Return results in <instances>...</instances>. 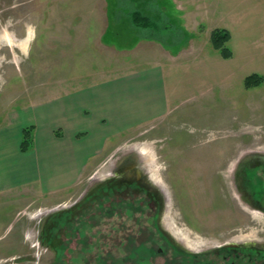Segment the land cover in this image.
Returning a JSON list of instances; mask_svg holds the SVG:
<instances>
[{"label":"rangeland","instance_id":"374dc122","mask_svg":"<svg viewBox=\"0 0 264 264\" xmlns=\"http://www.w3.org/2000/svg\"><path fill=\"white\" fill-rule=\"evenodd\" d=\"M230 1L205 30L227 24ZM134 6L165 19L169 48L185 43L175 0H0V128L125 71L123 47L141 36ZM241 14L228 28L235 60L218 61L213 43L189 48L166 78L175 108L109 143L71 191L47 194L34 180L0 195V264H228L216 246L264 237V210L249 208L232 175L240 156L264 155V0H241ZM255 172L242 189L264 198V166Z\"/></svg>","mask_w":264,"mask_h":264},{"label":"crops","instance_id":"0c3cea01","mask_svg":"<svg viewBox=\"0 0 264 264\" xmlns=\"http://www.w3.org/2000/svg\"><path fill=\"white\" fill-rule=\"evenodd\" d=\"M175 1L184 20L185 45L172 50L160 40L140 37L130 48L123 47L129 52V66L122 73L32 103L12 116L25 118L24 123L0 128V195L34 180L47 194L71 191L109 143L167 117L175 108L166 80L171 68L196 43H212L203 23L212 14H226L221 6L225 0ZM229 5L228 22L221 28L240 25L246 19L241 14V0ZM222 16L224 22L226 15ZM198 31L201 33L196 34ZM256 32L264 36V30ZM232 51L230 58L215 56L220 62L235 60L236 51ZM29 126H33V146L22 152L23 130Z\"/></svg>","mask_w":264,"mask_h":264},{"label":"flooded vegetation","instance_id":"af4514ba","mask_svg":"<svg viewBox=\"0 0 264 264\" xmlns=\"http://www.w3.org/2000/svg\"><path fill=\"white\" fill-rule=\"evenodd\" d=\"M251 158H259V161H248ZM240 164H242L241 170L243 168L244 171L239 170ZM259 166H264V155H258L255 152L248 153L240 156L234 166L232 175L236 179V189L244 195H247L246 198H248V201L246 202L250 205L249 208L254 207L264 210V198H258V190L254 191L251 189L256 182H251V184L248 182L249 180L253 181V178L259 179L255 172V169ZM243 182L250 184L251 188H249V191L246 188L242 189ZM236 237L237 235L215 247L219 252L223 253L224 258L231 260L228 264H264V237L256 239H236ZM167 238L169 237L167 236Z\"/></svg>","mask_w":264,"mask_h":264},{"label":"trees","instance_id":"16d2710c","mask_svg":"<svg viewBox=\"0 0 264 264\" xmlns=\"http://www.w3.org/2000/svg\"><path fill=\"white\" fill-rule=\"evenodd\" d=\"M131 20V24L136 30H139L140 37L159 39L161 34H166L168 31V26L164 19L163 23L159 22V19L145 13L139 7L134 6L127 14ZM212 43L215 48L219 49L225 58H229L233 55L230 48L227 47V42L231 39V33L226 28H216L211 34ZM164 42V41H162ZM252 78H255L252 79ZM262 77L260 75H249L246 78V83L248 86L252 85L253 82H260ZM33 126L26 127L23 130V138L21 142L20 149L22 152H27L33 146V136H32Z\"/></svg>","mask_w":264,"mask_h":264}]
</instances>
